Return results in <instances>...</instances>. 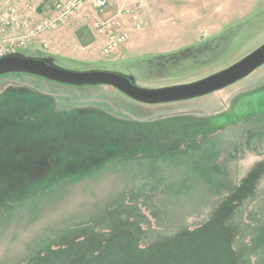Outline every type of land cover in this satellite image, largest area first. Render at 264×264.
<instances>
[{"label": "rangeland", "instance_id": "obj_1", "mask_svg": "<svg viewBox=\"0 0 264 264\" xmlns=\"http://www.w3.org/2000/svg\"><path fill=\"white\" fill-rule=\"evenodd\" d=\"M137 1L142 28L116 56L101 54L103 39L78 17L45 33L48 47L21 51L156 88L207 77L264 42V0L235 11L224 0L219 25L214 1ZM35 2L50 14L48 0ZM7 3L18 0H0V10ZM194 14L184 40L171 37L167 48L201 38L193 46L161 59L144 54ZM57 175L47 188L8 192L12 182ZM1 180L0 264H264V64L218 91L156 104L106 85L3 74Z\"/></svg>", "mask_w": 264, "mask_h": 264}, {"label": "built area", "instance_id": "obj_2", "mask_svg": "<svg viewBox=\"0 0 264 264\" xmlns=\"http://www.w3.org/2000/svg\"><path fill=\"white\" fill-rule=\"evenodd\" d=\"M35 1L18 0V3H7L1 8L0 57L26 49L35 43L48 47L43 35L54 32L69 17H78L103 39V56H116L128 41L130 33L141 30L143 25L142 4L137 0L131 1L127 7H121L112 15L107 13L103 18H97V14L110 8L111 0H48L49 4L45 3L47 0H43L50 10V14L44 16L38 10L41 5Z\"/></svg>", "mask_w": 264, "mask_h": 264}, {"label": "water", "instance_id": "obj_3", "mask_svg": "<svg viewBox=\"0 0 264 264\" xmlns=\"http://www.w3.org/2000/svg\"><path fill=\"white\" fill-rule=\"evenodd\" d=\"M160 58L163 56H152ZM264 64V42L258 48L229 67L202 79L163 87L136 85L130 78L113 71L95 68L68 70L55 66L48 57H33L22 51L0 57V76L26 73L71 86L106 85L142 103L156 104L186 100L218 91L246 77Z\"/></svg>", "mask_w": 264, "mask_h": 264}, {"label": "crops", "instance_id": "obj_4", "mask_svg": "<svg viewBox=\"0 0 264 264\" xmlns=\"http://www.w3.org/2000/svg\"><path fill=\"white\" fill-rule=\"evenodd\" d=\"M125 1L126 0H111V6L113 5V7H119V6H121V4L122 5H124V3H125ZM202 1H214V2H216V3H218V8H217V10H216V12H215V15H216V18H217V20L216 21H213V24L214 25H219V23H222L223 21H224V18H225V11H226V9H225V6H224V4L222 5V2L224 1V0H202ZM231 2H232V9H230V11H235L236 10V7H238V6H241L240 4H241V2H247V3H250V2H252V0H231ZM219 3H220V5H219ZM110 6V7H111ZM258 6V5H257ZM256 8V6L252 9V10H254ZM46 9H47V11H48V13H49V7H46ZM264 9V7L263 8H261V9H259V10H263ZM251 12V11H250ZM249 12V13H250ZM110 13V12H109ZM248 13V14H249ZM251 15H248L247 16V14H246V17L247 18H249ZM246 17H244V18H246ZM194 18H195V14L190 18V20H192V21H190L189 23H188V25H186V27L185 26H183L182 28H178V29H180V30H177V29H175V31H167V33H168V36L167 35H163L164 37H161V38H167L166 40H168V41H166L165 40V42H164V45H160L158 48H154V49H152V48H146V46H144V48H146V49H148V50H153L152 52H146V53H144V54H147V55H150V56H164V55H166V54H168V53H172V52H174V51H178L180 48H182V47H184V46H193L199 39H201V38H199V39H197V40H195V41H192V42H190V43H186V44H181V45H178L177 47H173V48H167V47H170V46H172V44L170 45V43L171 42H169V39H171V37L173 38V42L172 43H175V42H177V43H180L182 40H184L182 37H185L186 36V34H188V32L186 31V29L188 28V29H192L193 28V25H195V23H196V20H194ZM220 19V20H219ZM224 27V25L222 26V27H220V29L218 30V31H216V32H213V34H211V35H219V33L222 31V28ZM136 31H138V30H136ZM135 32V31H134ZM159 35V34H158ZM134 36V35H133ZM208 36H210V35H208ZM46 37H47V35H46ZM61 38V37H60ZM158 38H160V37H158ZM153 39H156V38H153ZM58 41H59V43L61 42L60 41V39H59V37H58ZM64 42V41H63ZM147 42V41H146ZM145 42V43H146ZM58 44V43H57ZM128 45H129V47H130V42L129 43H127ZM132 44V43H131ZM170 45V46H169ZM56 47H62V49L63 50H66V47H65V45H62V46H60L59 44L56 46ZM126 47V46H125ZM124 47V48H125ZM167 48V49H166ZM164 49H166V50H164ZM158 50H160V51H158ZM163 50V51H162ZM69 51V50H68ZM200 53H203L204 51L203 50H201V49H199L198 50ZM176 59V58H175ZM215 71V70H214ZM211 73H213V72H207V73H204V74H202V76L203 75H207V74H211ZM195 78H197V77H195ZM194 78V79H195Z\"/></svg>", "mask_w": 264, "mask_h": 264}, {"label": "trees", "instance_id": "obj_5", "mask_svg": "<svg viewBox=\"0 0 264 264\" xmlns=\"http://www.w3.org/2000/svg\"><path fill=\"white\" fill-rule=\"evenodd\" d=\"M24 126V125H23ZM8 136V134H6ZM41 165V164H40ZM39 165V166H40ZM58 176L61 175H57L55 177L52 178H47V177H43V178H36V182H32L28 185H25L23 180L17 181V182H12L14 184V188L15 191H8L10 193H12L13 195L15 194H20V193H25L28 192V190H31L33 187L38 186V187H42V188H47L48 186L52 185V181L54 179H56ZM37 177H42V175H37ZM41 181V182H38ZM0 184H3V186L6 184L4 183L2 180L0 181ZM3 194L0 195V197L2 198Z\"/></svg>", "mask_w": 264, "mask_h": 264}, {"label": "flooded vegetation", "instance_id": "obj_6", "mask_svg": "<svg viewBox=\"0 0 264 264\" xmlns=\"http://www.w3.org/2000/svg\"><path fill=\"white\" fill-rule=\"evenodd\" d=\"M208 75V74H207ZM204 76V75H203ZM196 79V78H195ZM195 79H193V80H195ZM198 79V78H197ZM193 80H190L189 82H191V81H193ZM188 83V82H187Z\"/></svg>", "mask_w": 264, "mask_h": 264}]
</instances>
